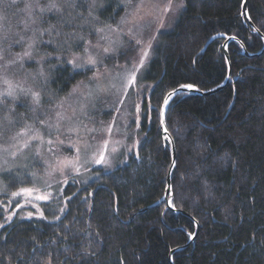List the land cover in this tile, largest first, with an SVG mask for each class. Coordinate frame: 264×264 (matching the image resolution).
<instances>
[{"label":"trees","instance_id":"trees-1","mask_svg":"<svg viewBox=\"0 0 264 264\" xmlns=\"http://www.w3.org/2000/svg\"><path fill=\"white\" fill-rule=\"evenodd\" d=\"M181 2L151 46L132 121L138 142L120 163L94 169L89 182L70 178L35 202L31 216L19 208L21 196L4 209L9 193L33 186L31 167L2 174L0 264H171L170 251L186 244L195 221V240L172 253L173 264H264V50L247 56L239 43L252 54L262 49L264 0H247L262 36L243 22L242 0ZM114 3L107 1L102 20L113 19ZM231 35L239 41L227 44L229 82L207 95L176 94L166 110L175 144L171 205L188 216L163 202L149 206L163 195L171 162L162 100L183 84L207 90L221 83L228 71L222 44ZM62 61L50 83L60 95L82 77Z\"/></svg>","mask_w":264,"mask_h":264},{"label":"rangeland","instance_id":"rangeland-1","mask_svg":"<svg viewBox=\"0 0 264 264\" xmlns=\"http://www.w3.org/2000/svg\"><path fill=\"white\" fill-rule=\"evenodd\" d=\"M107 1L0 0V194L3 173L31 167L34 182L26 188L30 193H9L4 209L21 196L19 208L31 216L35 202L49 199L60 184L70 178L91 181L94 169L120 163L138 142L132 121L138 122L147 88L141 77L149 44L171 26L182 2L115 0V16L106 21L99 13ZM53 3L57 8H49ZM26 51L31 56H24ZM89 57L96 64L87 63ZM64 58L82 77L60 95L50 87L51 71ZM34 92L39 104L33 102ZM105 142L107 162L94 163Z\"/></svg>","mask_w":264,"mask_h":264},{"label":"water","instance_id":"water-1","mask_svg":"<svg viewBox=\"0 0 264 264\" xmlns=\"http://www.w3.org/2000/svg\"><path fill=\"white\" fill-rule=\"evenodd\" d=\"M240 14H241V17L243 19V22L245 23V21H246L248 23V25L256 33H258V34H260L262 36L260 31L254 26V24L249 19L248 10H247V0H242V2H241V13ZM219 36H223V35L219 34V33L215 34V35H212L208 39V41L206 42L205 46L208 43H210L214 38L219 37ZM230 40H238V39L235 36L231 35V36L225 37V39L223 41L222 47H223V53H224V56H225V59H226L227 70L228 71H227V75H226L225 79L221 83H219L218 85H216V86H214V87H212L210 89H207V90H200L196 86H193V85H190V84H183V85L178 86L175 89L169 90L165 94V96H164V98L162 100L161 107H160L161 136H162V139L169 144L170 151H171V162H170V165H169V168H168V171H167V175H166L164 193L158 200L154 201L149 206H154V205H157V204L163 202V203H165L166 207L172 209L173 211L179 212V213H183V214L188 216V214L185 213L184 211L174 209L173 206L171 205V198H172L171 176H172V172H173L174 167H175V144H174L173 139H172L167 127H166V124H165L166 110L168 108V105H169L170 101L173 99V97L176 94L183 93V92H188V93H194V94H198V95H207V94H210V93H213V92H216V91L220 90L221 88H223L229 82V80H230V61H229V56H228V52H227V44H228V42ZM263 41H264V37H263ZM239 43H240L241 48H242V54L247 55V56L258 55L264 50V44H263V47H262V49L260 51L252 54V53H249V52L246 51V49H245V47H244V45H243V43L241 41H239ZM205 46H204V48H205ZM188 86H191V87H188ZM166 100H167V104H165ZM190 218H192V217H190ZM197 232H198V223L195 221V230L190 235V237H189L188 241L186 242V244L181 245V246H177V247L173 248L170 251V253H169V262L171 264H173L172 258H171L172 253L174 251L180 250V249L184 248L186 245H189L190 243H192L195 240Z\"/></svg>","mask_w":264,"mask_h":264},{"label":"snow or ice","instance_id":"snow-or-ice-1","mask_svg":"<svg viewBox=\"0 0 264 264\" xmlns=\"http://www.w3.org/2000/svg\"><path fill=\"white\" fill-rule=\"evenodd\" d=\"M28 7L30 8L31 6L29 5ZM49 8H57V5L55 3H53V4H51L49 6ZM44 10L45 9H41V11H44ZM122 22H124L123 19H122ZM5 39H6V37H5ZM137 43H139V41H137ZM29 47H31V45H29ZM149 47H151L150 44H149ZM103 51L107 54L109 52V49L108 48H104ZM143 55L146 56L147 55V52H144ZM24 56H31V53L26 51L24 53ZM68 62L69 63H72L74 67H79L80 66V65L76 64L74 60H69ZM87 63L94 65V64H96V60L94 58H92V57H89ZM141 64H143V60H141ZM136 70L137 69L135 68V66H133V68H132L131 71L134 73ZM130 82H132V83L135 82V77L134 76H132ZM188 87H191V86H188ZM73 91H76V89H73ZM7 95H12V93L9 92V93H7ZM32 97H33V102L36 103V104H39V102H40L39 101V94L34 92V93H32ZM165 104H167V100L165 101ZM4 119H9V118L8 117H5ZM108 131L111 132V128H109ZM48 143L51 144L52 141L49 140ZM106 151H107V142H105V144H104V150L100 152L99 158L98 159H95L94 160V163H106L107 162L105 160V153H106ZM25 192H29L30 193L31 190L30 189H21L20 192L14 193L13 195H20V194L25 193ZM38 198H40V199H47V197H38Z\"/></svg>","mask_w":264,"mask_h":264}]
</instances>
